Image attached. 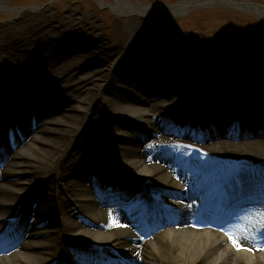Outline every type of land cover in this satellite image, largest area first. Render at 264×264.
<instances>
[{
	"label": "bare ground",
	"instance_id": "6f19581e",
	"mask_svg": "<svg viewBox=\"0 0 264 264\" xmlns=\"http://www.w3.org/2000/svg\"><path fill=\"white\" fill-rule=\"evenodd\" d=\"M5 1L0 9L7 8ZM203 1L155 7L144 0H114L111 6L129 19L128 52L118 54L117 44H106L91 22L73 19L64 35L76 44L51 52L38 70L22 67L9 83L0 82V109L12 114L0 123V232L16 225L2 236L0 264H264V247L241 240L237 248L221 230L232 216L264 201V105L258 103L264 90L247 83L235 93L234 81L202 77V65L153 55L152 47L135 44L153 37L150 16L168 18ZM228 1L264 15V6L254 2ZM90 46L99 51L85 52ZM158 94L163 95L154 99ZM227 101L238 104L235 112L215 118L214 125L208 109ZM205 126L217 129L203 135L185 130ZM29 127H39V133H29ZM252 134L261 138L206 145L182 138ZM225 173L232 175L214 193ZM46 180L53 193L29 206L34 185ZM108 181L112 190L120 181L136 200L123 205L117 194L122 189L106 191ZM201 197L207 202L198 209ZM147 200L153 215L143 209ZM110 213L125 226H109ZM163 213L172 217L156 218ZM158 224L177 230L144 237L149 233L143 231Z\"/></svg>",
	"mask_w": 264,
	"mask_h": 264
},
{
	"label": "rangeland",
	"instance_id": "374dc122",
	"mask_svg": "<svg viewBox=\"0 0 264 264\" xmlns=\"http://www.w3.org/2000/svg\"><path fill=\"white\" fill-rule=\"evenodd\" d=\"M103 1L104 4L101 0H6L7 8L0 9V82L9 83L13 72L22 67L28 68L29 71L38 70L42 60L49 55H54L53 53L56 54L58 50H63V47L67 46L65 44H76L64 35L73 19L91 22L95 26V31L105 36L106 44L114 47L117 44L115 48L118 54L128 52L129 19L120 15L118 10L111 6L114 0ZM134 1L141 2L142 0ZM144 1L155 7H160L159 5L169 7L180 0ZM248 1L264 4V0ZM245 6L230 1L224 5L203 2L168 18L150 16L151 25L155 29L153 37L139 40L135 44H140L141 47H152L150 51L157 52L153 55H164L170 59L178 56L186 62L202 65V77L207 78L210 74H218L222 82L234 81L237 85L231 84L233 87L231 89L235 93H240L241 86L244 85L247 88L248 84L251 86V83H258L264 90V15L252 12ZM77 39L82 44H89L83 36H78ZM42 44H48L52 51H44L46 48L38 49V46L42 47ZM28 48H36V51L29 52ZM86 48L89 50L85 52L99 51L95 46ZM136 50L137 47L132 53L136 54ZM67 58L68 56H65V59ZM100 66L101 64L98 63L97 67ZM240 83L242 85H239ZM136 94L142 99L146 98L145 95ZM168 100L166 99L165 102ZM259 101L260 105H264V100ZM226 105H224L226 108L222 109V107L217 110L216 118L235 112H233L235 103L227 101ZM4 112L5 109H0L1 115H4ZM116 116L123 120L117 113ZM93 117L95 119L97 114L95 113ZM121 127L122 130L128 129ZM191 129L187 127L185 130L192 133ZM201 130V135H203L208 131L213 132L215 128L208 126ZM29 132H32V129ZM134 133L144 142L147 141L144 133L139 131H134ZM163 134L171 135L165 131ZM182 138L206 145L221 139L239 142L261 137L252 134L233 138L223 136L208 139ZM114 177L116 176L111 179L117 180ZM109 182L104 185V189L111 193ZM48 183L49 181L46 180V184L34 185L29 195V206L43 195L51 196L53 184L49 188L50 183ZM61 200L63 199L59 198V201ZM107 205L109 204H104V206ZM148 239L154 238L150 235ZM69 244L75 243L71 241ZM73 249L78 248L73 247Z\"/></svg>",
	"mask_w": 264,
	"mask_h": 264
},
{
	"label": "snow or ice",
	"instance_id": "6c2138e0",
	"mask_svg": "<svg viewBox=\"0 0 264 264\" xmlns=\"http://www.w3.org/2000/svg\"><path fill=\"white\" fill-rule=\"evenodd\" d=\"M110 216L109 226H125L121 225L112 213ZM221 230L226 232L237 248L242 247L241 240L255 241L259 247H264V201L250 204L242 210L241 214L235 216L232 222L226 223Z\"/></svg>",
	"mask_w": 264,
	"mask_h": 264
},
{
	"label": "water",
	"instance_id": "95a60500",
	"mask_svg": "<svg viewBox=\"0 0 264 264\" xmlns=\"http://www.w3.org/2000/svg\"><path fill=\"white\" fill-rule=\"evenodd\" d=\"M188 0H180V1H177L176 3L174 4H171V6H176V5H179V4H183L184 2H186ZM204 3H207V2H211V3H220L222 5L224 4H227L228 0H206V1H203ZM201 2V3H203ZM252 2V1H251ZM255 3V2H254ZM257 4V3H256ZM257 5H261V6H264V4H257Z\"/></svg>",
	"mask_w": 264,
	"mask_h": 264
}]
</instances>
